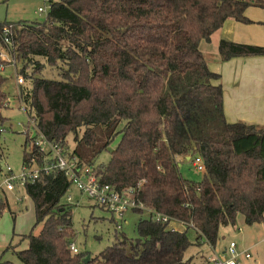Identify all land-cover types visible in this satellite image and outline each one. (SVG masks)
I'll return each mask as SVG.
<instances>
[{"label": "trees", "instance_id": "1", "mask_svg": "<svg viewBox=\"0 0 264 264\" xmlns=\"http://www.w3.org/2000/svg\"><path fill=\"white\" fill-rule=\"evenodd\" d=\"M249 6L264 8V0H51L42 22H0V48L4 27L12 26L16 63L28 82L21 99L37 131L77 169L92 166L118 192L132 188L143 207L129 211L147 214L134 237L116 231L97 255L72 251V207L63 202L72 181L59 167L43 169L55 159H45L51 151L27 132L23 166L39 172L23 184L35 224L21 236L28 246L14 249L19 264H199L187 249L217 247L221 226L235 225L239 214L264 226V126L227 120L221 75L200 48L229 18L251 23ZM219 56H264V46L221 39ZM48 69L58 77L44 76ZM6 83L0 70V123ZM117 134L109 163L95 167ZM195 156L204 163L199 181L180 170ZM2 157L0 128V173ZM8 206L0 199V218ZM156 213L186 228L156 221Z\"/></svg>", "mask_w": 264, "mask_h": 264}, {"label": "rangeland", "instance_id": "2", "mask_svg": "<svg viewBox=\"0 0 264 264\" xmlns=\"http://www.w3.org/2000/svg\"><path fill=\"white\" fill-rule=\"evenodd\" d=\"M50 3L51 0H0V22H42L46 19ZM39 7H44L45 10L38 11ZM200 48L208 62L219 61V48L213 38L209 41L202 40ZM16 66L20 71L21 63H16ZM2 73L7 77L5 87L9 95L7 107L1 110L5 117V121L0 123L3 151L2 172L7 173V169L10 167L17 178L14 181V189L8 190L4 181L6 175L0 176V199H5L9 203L0 218V264H19L14 249L22 250L28 246V239L26 237L21 239V236L29 234L35 224L33 202L25 192L20 180L23 173H28L36 168L35 166H32L31 169L23 168L25 134L28 132L29 136H34L39 141L44 142L45 139L37 131L34 120L29 118L25 109L26 104L18 96L14 66L6 65ZM43 74L46 77H58L56 69L55 72L48 69ZM24 84L28 85V82L24 81ZM120 139L121 134H117L107 149L98 154L94 161L95 167L109 163L111 151L116 148ZM68 140L70 150L74 147L72 135L68 137ZM42 145L45 150H49L46 144ZM27 148L30 147L27 146ZM180 170L184 177L191 180L199 181L204 177V171L196 169L190 160L184 161ZM63 202L69 203L72 207V221L75 230L74 244L80 251L89 252L92 256L99 254L114 242L116 231H123L130 237L136 236V224L139 218L147 216V214L140 215L127 211L121 221L120 216L98 205L93 198L83 193L73 181L63 198ZM117 222L122 224L120 230H117ZM171 226L178 230L186 228V225L176 222H172ZM40 229L41 225L36 227L33 232L38 234ZM191 237H194V234H191ZM232 240L236 241L238 252L246 250L249 254L248 256L246 253L241 254L240 259L243 264H264V226L262 223L249 224L244 216L239 214L235 225L221 226L217 249L222 251L223 246ZM10 244L12 247L5 250ZM211 254L212 250L206 243L192 244L186 252L187 257H192L199 264H211L209 261Z\"/></svg>", "mask_w": 264, "mask_h": 264}, {"label": "built area", "instance_id": "3", "mask_svg": "<svg viewBox=\"0 0 264 264\" xmlns=\"http://www.w3.org/2000/svg\"><path fill=\"white\" fill-rule=\"evenodd\" d=\"M44 10V7L38 8V11ZM2 40L3 45L0 48V58L5 63L0 64V70L3 71L6 65L14 66L16 73V83L18 86V96L21 98L20 87L24 84L25 79L20 71H18V68L16 66L11 25H6L4 27ZM36 144H46L51 151V155L46 156L45 159H55L53 164L46 163L43 167L44 170L49 171L51 170V168H53V166L63 169L69 179L73 181L83 193L88 195L90 198H93L98 205L116 213L121 217V221L125 216L124 214L130 209L143 207L142 204L137 203V201L133 198L132 188L124 192H118L109 184L101 183L100 177L94 172L92 166L87 165L77 169L75 161H71L67 158V156H65L60 145L48 142L47 140H44V142L36 140ZM192 163L196 169L204 171V163L201 156H195L192 159ZM23 168L29 169L27 168V166H23ZM38 172L39 169L35 168L34 170H30L28 173H23L20 178L21 182L24 184L28 179L35 178ZM3 174L6 175L4 178L6 188L8 190L14 189V181L17 177L12 173V169L8 167L7 173L1 172L0 176L4 177ZM154 219L159 222L170 223L171 221V223L176 222L182 225H187V223L184 221L170 218L169 216L161 213H156ZM117 228H122V224L120 222H117ZM173 229L176 228L173 227ZM208 245L212 250V254L209 256V261L211 262V264H243L240 259L241 254L246 253L247 256L249 255L246 250L243 252H238L237 243L234 240L228 243V245L224 248V251H219L210 243ZM70 247L72 251H78V248L74 243H71Z\"/></svg>", "mask_w": 264, "mask_h": 264}, {"label": "crops", "instance_id": "4", "mask_svg": "<svg viewBox=\"0 0 264 264\" xmlns=\"http://www.w3.org/2000/svg\"><path fill=\"white\" fill-rule=\"evenodd\" d=\"M245 15L251 23L229 18L212 34L211 38L218 48L221 39L264 46V8L249 6ZM208 65L221 75L227 120L264 126V56L234 57L226 61L219 59L208 62Z\"/></svg>", "mask_w": 264, "mask_h": 264}, {"label": "water", "instance_id": "5", "mask_svg": "<svg viewBox=\"0 0 264 264\" xmlns=\"http://www.w3.org/2000/svg\"><path fill=\"white\" fill-rule=\"evenodd\" d=\"M188 159H190V157H187ZM90 259V255H88L86 258H85V261H88Z\"/></svg>", "mask_w": 264, "mask_h": 264}]
</instances>
